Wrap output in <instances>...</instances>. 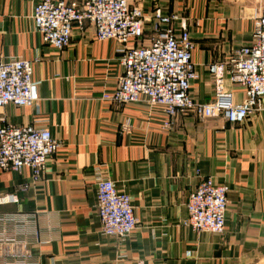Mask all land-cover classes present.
Listing matches in <instances>:
<instances>
[{
  "label": "crops",
  "instance_id": "obj_1",
  "mask_svg": "<svg viewBox=\"0 0 264 264\" xmlns=\"http://www.w3.org/2000/svg\"><path fill=\"white\" fill-rule=\"evenodd\" d=\"M142 6L146 15L155 7L179 15L178 33L187 26L197 103H210L218 91L232 93L235 103L245 99L228 60L252 42L264 0H143ZM32 10V0H0V63L30 60L40 82L31 107L0 109V126L46 127L60 147L38 181L28 169L0 172V196L19 198L0 206V218H11L0 223V240L22 243L36 264H264V103L242 123L190 114L165 129L157 106L104 99L122 74L117 41H98L86 25L74 30L69 47L56 49L36 31ZM211 65L221 67L220 79ZM100 177L131 197L139 223L125 242L101 232ZM205 178L229 188L223 235L184 224L188 196Z\"/></svg>",
  "mask_w": 264,
  "mask_h": 264
},
{
  "label": "built area",
  "instance_id": "obj_2",
  "mask_svg": "<svg viewBox=\"0 0 264 264\" xmlns=\"http://www.w3.org/2000/svg\"><path fill=\"white\" fill-rule=\"evenodd\" d=\"M32 20L45 44L63 50L70 46L76 28L91 25L98 41L115 40L122 66L117 88L104 99L117 105L146 101L165 114L163 126L171 128L178 115L195 114L204 120L223 116L242 123L264 103V15L254 19L252 42L236 47L228 60L231 81L245 99L235 103L232 93L217 92L213 101L197 103L191 88L197 79L193 52L195 43L186 25L178 33L174 24L181 18L155 7L146 15L143 0H32ZM149 26L150 33H146ZM148 40V43L145 41ZM210 73L220 79L219 65ZM39 81L33 78V62L13 59L0 63V109L13 105L31 107L37 100ZM60 142L50 129L35 124L0 126V172L31 171L34 181L44 174L48 161L56 155ZM26 188V186H25ZM97 212L104 236L125 242L138 226L129 194L105 178L95 183ZM226 185L211 178L201 179L187 199L184 224L195 233L223 235L228 210ZM16 194L0 196V206L17 204ZM2 222L10 217L0 218ZM0 264H36L37 258L18 241L0 240ZM13 247V252H8ZM11 257V259H8Z\"/></svg>",
  "mask_w": 264,
  "mask_h": 264
}]
</instances>
